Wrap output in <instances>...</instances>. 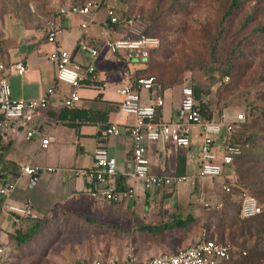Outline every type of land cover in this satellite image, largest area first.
<instances>
[{"label":"crops","instance_id":"obj_1","mask_svg":"<svg viewBox=\"0 0 264 264\" xmlns=\"http://www.w3.org/2000/svg\"><path fill=\"white\" fill-rule=\"evenodd\" d=\"M70 2L71 0H48L43 6L38 5L33 14L34 8L28 7L27 2L15 7L13 1L12 7L7 6L5 10L0 11V26L3 32L1 39L4 40L0 48V62L2 59H8L10 63L20 61L25 65V71L21 75L2 73L10 85L11 97L39 98L50 86L53 87V94L48 98L47 107L38 113L37 119L28 124V127L35 131L32 138L29 140L25 138L24 129L0 132V177L15 185L6 199L0 198V241H4L18 229L25 219L19 218L15 223L13 215L6 208V203L29 202L36 214L48 219L51 217L59 219L62 213L96 219H102L105 215L107 217L111 204L91 198L87 193L90 184L86 178L74 173V170H87L92 166V155L97 147H105L116 161V173L111 178V183L116 188L135 187L137 190L136 204L131 206L127 204L123 209L134 210L137 213L134 208L140 205V213L149 218L155 217V214L161 211L164 215L182 211L181 207L184 206L185 201L184 192L188 189L190 193L193 188L186 182L176 184L171 197L165 198L168 188L145 190L140 182L129 175L132 162L127 128L134 117L118 110L120 102L118 90L121 86L130 83L134 71L140 66L135 64L133 59L127 60L125 52L112 53L103 46L99 32L105 29L114 39H137L141 36V25L129 30L125 27L131 26L119 25L112 30L107 23V7L101 6L96 11L91 10L88 16L59 18L61 31L53 44L46 39L44 22L51 19L49 18L51 15L56 14L58 7ZM48 11L51 13L48 14ZM87 20H91L92 24L83 31L80 22ZM82 38L87 39L88 44L97 49L98 55L95 59H92L87 52L75 49L77 41ZM54 47L73 51V60L83 68L92 61L94 63L93 76H89L82 83L78 89L80 99L71 107L79 112H75L71 118L68 117V109L62 105V99L67 95L69 88L56 81V66L48 59ZM181 87L182 85H178L164 91L162 97L164 104L160 108L163 121L175 118L180 103ZM140 95L144 103H149L154 98L150 92L144 90L140 91ZM52 122L54 125H51ZM70 122L78 124L77 127L70 126ZM113 124L121 129V133L117 136L106 133V128ZM46 136L50 139L43 147L40 142ZM200 142V132L193 130L188 147H177L172 143L161 141L148 143L146 156L149 161V171L161 176L176 175L179 156L185 161L183 175L190 178L196 176L195 178L200 182L207 181L204 179L209 178L198 177ZM24 165L39 168L33 185H30L31 178L21 172ZM47 168L53 170L48 171ZM174 197V207L170 209L172 202L169 200ZM202 198V201L210 199ZM115 209L112 207V212L115 213ZM193 212L195 215L199 213L197 210ZM92 214L93 216H90ZM176 235V233H168L167 242L160 244L157 248L158 253L172 254L196 241L194 237L180 239Z\"/></svg>","mask_w":264,"mask_h":264},{"label":"built area","instance_id":"obj_2","mask_svg":"<svg viewBox=\"0 0 264 264\" xmlns=\"http://www.w3.org/2000/svg\"><path fill=\"white\" fill-rule=\"evenodd\" d=\"M119 0H107L112 5L106 9L107 20L114 24L117 23L118 16L115 12V4ZM101 8V1H89L84 5H73L71 3L58 7L54 19H47L44 22V32L46 39L55 43L61 31V22L59 18L70 16H88L91 10ZM58 17V19H57ZM138 16H132L124 19L122 25L129 26ZM121 23V22H120ZM92 21L80 22V28L86 31L91 26ZM102 37V44L112 53L130 52L131 55H137L144 49L157 46V41L140 36L137 39H114L105 31L99 32ZM75 49L87 54L95 59L98 51L95 47L88 44L87 39H79ZM48 59L54 62L56 66L55 79L57 82L68 86L69 91L62 99L63 107L71 108L79 101L78 89L82 83L93 76L95 68L93 61L84 68L73 60V51L54 47L49 53ZM25 71V65L22 62L11 63L6 70L0 63V132L25 130V138L29 140L35 134V131L28 127V124L37 119L38 113L45 109L48 104V98L53 94V87L50 86L46 92L39 98L34 99H13L11 97L10 85L6 77L2 74L21 75ZM228 78L226 77L225 80ZM154 78H139L137 85L139 90H149L153 85ZM120 96L119 111L125 115H132L133 122L128 126L127 132L131 143V162L132 169L129 173L131 178L141 183L146 190L149 188L163 189L172 184L189 183L192 187L195 185L196 176L187 175H155L149 171V161L146 156V146L148 143L165 142L172 143L177 147H188L190 145V136L194 129L201 134L199 147L200 168L199 178H218L223 175V166L231 163L232 158L229 154H218L213 145L214 138L219 136L222 131L229 133L232 131V120L225 115L217 122H205L202 120L200 112L194 107L193 93L189 86H182L180 89V103L177 108L176 116L170 121H155V109L162 107L164 100L160 96L154 97L149 103L142 102L140 93L134 90L129 84L121 86L118 90ZM244 119L242 113H238L233 121ZM54 125V122L51 123ZM106 133L117 136L121 133L119 126L113 124L106 128ZM226 135V134H224ZM50 137L41 139V145L45 147ZM93 163L87 170L77 169L74 173L83 175L90 184L87 188L88 195L93 199H99L105 202H120L122 200H132L137 195L135 187L116 188L111 183V178L116 173V161L110 156L105 147H97L92 155ZM52 171V168H47ZM21 172L28 175L30 185L36 181L39 168L24 165ZM225 176V174H224ZM228 177L235 184L236 177L233 171H229ZM13 182L6 181L0 177V198H7L14 190ZM224 191L229 192L230 188L224 186ZM206 207L211 203L204 202ZM216 208L222 206V202L215 203ZM7 210L13 215V221L16 223L19 218L29 220L38 219L29 202L22 204L6 203ZM261 212L257 199L243 192L240 196L239 218L248 219L255 217ZM236 251L235 246L228 241H217L206 239L202 235L191 246L185 247L175 253H161L152 258L140 262L132 255L127 254L125 260H102L95 259L91 262H81L78 264H218L222 261H229ZM5 248L0 245V261L5 257ZM245 255V252H242Z\"/></svg>","mask_w":264,"mask_h":264},{"label":"rangeland","instance_id":"obj_3","mask_svg":"<svg viewBox=\"0 0 264 264\" xmlns=\"http://www.w3.org/2000/svg\"><path fill=\"white\" fill-rule=\"evenodd\" d=\"M13 1L15 7H20L24 2H27V6H32L35 10L34 13L32 12L33 14H35L36 7L39 5L36 0H0V11L5 10L7 6L12 7ZM172 1L130 0L131 5L134 7L133 12L143 15L152 11L155 6L158 9V4L168 7V9H165L166 19L171 26L168 32L162 34L164 35V43H166V56H168L162 59L167 64L166 72L174 75L177 70H184L177 77L179 85L199 83L204 87L210 86V92L204 98L206 102H209L216 117L225 115L230 120H233L235 115L242 113L245 119L248 114L249 117H254L253 120L258 119L264 109V50L258 51L255 56L246 58L245 63L248 65L244 69L243 74L236 81L234 79L228 80L232 84L231 88L218 87V85L211 86L208 76L202 73L200 69H191L192 65L190 64L192 61L187 62L203 56L204 49L201 43L202 26L210 28L215 24L218 9L225 2L224 0H176L182 4L181 7L176 8ZM262 2L264 6V0ZM122 8L126 9L127 5H123ZM139 22L136 21L134 24L129 25L131 26L130 28L125 27V29L136 28V26L140 25ZM2 34L0 26V39ZM132 61L142 66L137 60ZM239 73H242V68ZM256 125L260 127L261 122L256 120ZM263 162L261 161L258 164V168L261 171L253 175L255 178L259 177V180L260 178L264 180ZM204 180L207 181L202 180L200 182L196 179L195 185L191 188V191H193L189 193L187 189L184 192L185 201L184 206L181 207V212L183 214H194L197 222L195 227H191L188 230L189 232L181 233L182 239L188 236L197 240L204 233L208 238L232 242L237 248L233 260L238 259L241 256V252H246V256H249L251 260L264 263V257H262L263 259L260 258V253H264V233L256 232L255 230L240 232L238 225L229 220V216L235 211L243 192L254 196L261 210L264 209V196L251 194L249 188L237 181V179L235 187L231 186L229 180L225 178L215 179L217 181ZM259 180H255V185L259 187L258 189L262 188L264 184L263 180V182ZM255 185H252L251 188ZM224 186L229 187L232 194L224 191ZM234 188H238L237 194L234 192ZM202 197L210 199L202 201ZM165 198L168 197L165 196ZM169 201L172 202L171 209L174 207L175 197ZM224 201L228 203V206H225ZM123 202L117 205L115 213L112 212V207L110 208L109 213L112 214V217L109 219L105 215L102 219L94 218L92 221L84 217L81 219L83 225L76 223V220L71 223L65 222V224H68L66 226L78 225V227L70 231L57 227V225L60 226L62 224L61 217H58L59 219L51 217L49 221L43 220L39 235L22 245H18L12 237L13 234H10L4 241H0V245L5 248L6 252L3 264H78L79 262L92 259H126L129 252L135 256L137 261L143 262L158 255L159 251L157 248L161 244L158 241L159 237L154 238L151 237L153 235L139 231V225L161 222L160 220H162L161 218L164 215L163 212H157L155 217L149 218L140 213V205L135 206L136 213L134 210L123 209ZM204 202H210V207L203 205ZM219 202H222L223 205L220 208H216L215 203ZM127 204H129L128 206L132 205L129 201H127ZM194 210L199 211V213L195 215ZM90 216H93V214ZM35 222L36 220L24 219L19 227L25 230ZM176 236L179 237V235ZM51 237L56 242L49 245ZM172 241L174 242V239ZM43 249L48 250L44 252Z\"/></svg>","mask_w":264,"mask_h":264},{"label":"trees","instance_id":"obj_4","mask_svg":"<svg viewBox=\"0 0 264 264\" xmlns=\"http://www.w3.org/2000/svg\"><path fill=\"white\" fill-rule=\"evenodd\" d=\"M36 1H38L40 6H43L48 0ZM89 1H101V6L105 7L112 5V3H108L107 0H71L70 3L73 5L82 6ZM224 2V4H222L218 9V16L215 24L210 28L202 26L203 29L201 30V43L204 49L203 56L197 57L195 60H188L187 63L192 61L190 64L192 65L191 69H200L202 73L206 74L210 80L211 86L218 85V87L223 86L229 89L232 86L231 82L229 81L233 79L236 81L238 77L243 74L244 69L247 68L248 64L245 63L246 58H248V56H255L258 51L260 52L261 50H264V6L262 0H224ZM172 4H175L176 8L181 7L182 5L176 0H173ZM123 5H127V8L123 9ZM157 7L159 8L157 9L155 6L152 11L148 12L146 15H143L138 12H133L134 7L131 5L130 0H119L114 7L119 21L112 24L107 20V23L109 28L115 30L119 25H122L124 19L132 16H138L133 23L140 21L139 23L142 27L141 36L157 41V46L146 48L143 50V52H139L137 55L132 56L130 52H125V54L127 56V60H137L142 65L140 68L134 71L129 85L140 93L141 89L139 90L138 88L137 80L139 78L153 77V85L149 90L144 91L150 92L154 97H163L165 90L172 89L174 86L179 85L177 82V77L184 70H177L174 75L169 74L165 70L167 68V64H165L162 59L163 57L167 58L168 56H166V43H164V35L162 34L164 32H168L171 25L166 19L165 9H168V7L161 4H158ZM44 9L46 10L45 7ZM47 13L50 14L51 12L48 11ZM56 16L57 14L51 15L49 18L53 19ZM3 43L4 40L0 39V48H2ZM0 63L3 64L6 70L11 64L8 59H2ZM241 68L242 73H239ZM226 77L228 78L227 80H225ZM182 85L191 87L194 107L200 112L203 121L217 122L221 119V115L216 117L209 102H206L204 98L208 96L210 92V86L204 87L199 83ZM66 108L68 109L67 114L69 118H71V115L74 116L75 112H79V110L76 108ZM160 108L161 107H157L155 109V121L158 122L163 121ZM88 115L91 118L90 112H88ZM253 119L254 117H249L248 114V117L245 119L244 116V119L241 121L232 120V131L229 133H224V131H222L219 136L214 138L213 145L215 151L218 154H229L232 158V161L230 164L223 166V175L221 177L209 179L215 180L225 178L229 180L231 186L235 187L236 185L232 182V179L227 176L229 171L232 170L236 175L237 181H240V183H243L245 186H247L251 194L264 196V184L262 188L258 189L259 187L255 185V180H259V177H253V175L258 174L259 171H261L258 168V164H260L261 161H264V109L262 110L258 119ZM256 120L261 122L260 127L256 125ZM69 125L72 127H77L78 124L70 122ZM184 172L185 161L183 158L178 156L176 175H183ZM262 180L263 178H260L259 181L263 182L264 180ZM252 185L255 186L251 188ZM175 186L177 185L172 184L166 187L169 190L167 193H165L166 197H171ZM234 192L237 194L238 188H234ZM227 193L230 194L231 192L229 191ZM122 201H124L123 207L127 204V201H129L131 204L135 203L134 199ZM122 201L110 202V206L117 208V205L121 204ZM224 204L225 206H228L226 201H224ZM239 209L240 199L236 205L235 211L229 216V220L232 223L238 225L240 232H250L255 230L256 232L264 233V209H262L261 212L255 217L248 219L239 218ZM60 217L62 219V224L60 226L57 225V227L63 228L65 231H70L78 227V225H75L76 223L83 225L81 219L84 217L80 215L62 213ZM111 217L112 214L109 213L107 219ZM92 219L94 218H87L89 221H92ZM161 219V222L157 224L146 223L139 225V231L153 235L151 237L154 238L159 237V243H163L166 241V236L168 233H176L182 239L181 233L189 232L188 230H190L191 227H195L197 222L194 214H183L181 211H174L165 214ZM43 220L49 221L50 219L38 215V219H36V222L30 227L26 228L25 230L19 227L18 229L14 230L12 237L16 240L17 244H25L26 242L34 239L35 236L39 235V230L42 227L41 222ZM73 220H76V223L74 224L75 226H66L68 224H65V222L71 223ZM205 238L212 239L208 238L206 235ZM55 242L56 240L51 237L49 245ZM43 250L45 252L48 249ZM40 254L43 255L44 253ZM240 255L241 256L238 259L233 260V255L229 261H222L218 264H264L262 261H255L253 259L251 260L249 256H246V252L245 255H243L242 252ZM260 256V258L264 257V253H260ZM93 260L95 259L84 262H91ZM0 264H3V259L0 261Z\"/></svg>","mask_w":264,"mask_h":264}]
</instances>
